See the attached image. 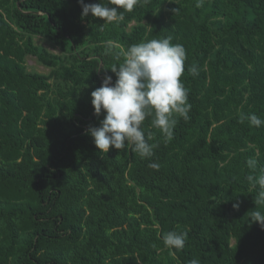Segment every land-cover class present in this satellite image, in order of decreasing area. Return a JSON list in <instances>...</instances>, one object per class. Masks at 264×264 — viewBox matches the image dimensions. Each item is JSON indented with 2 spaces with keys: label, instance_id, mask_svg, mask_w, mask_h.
Returning a JSON list of instances; mask_svg holds the SVG:
<instances>
[{
  "label": "trees",
  "instance_id": "16d2710c",
  "mask_svg": "<svg viewBox=\"0 0 264 264\" xmlns=\"http://www.w3.org/2000/svg\"><path fill=\"white\" fill-rule=\"evenodd\" d=\"M196 2L141 0L104 24L78 0H0V264H264L247 180L264 175V126L239 122L264 119V0ZM165 37L186 50L190 119L170 142L146 119L149 158L100 152L91 92L123 62L105 45ZM169 231L183 249L164 245Z\"/></svg>",
  "mask_w": 264,
  "mask_h": 264
},
{
  "label": "clouds",
  "instance_id": "9594fccd",
  "mask_svg": "<svg viewBox=\"0 0 264 264\" xmlns=\"http://www.w3.org/2000/svg\"><path fill=\"white\" fill-rule=\"evenodd\" d=\"M82 17L91 14L101 18L104 24L119 22L124 19L125 12H132L141 0H107L104 3H84ZM146 3L147 0H144ZM204 0H197L196 6L201 7ZM111 5V6H109ZM101 30L103 24H101ZM171 37L152 39L146 42L130 45L126 50L116 52L119 46L109 41L105 45V55H114L123 62L113 64L110 69L117 79L113 83L112 76L105 75L101 86L91 92V103L94 114L104 118L99 126H89L86 130L93 138L96 148L103 153L110 149L131 150L142 158L153 155V145L149 143L151 133L146 137L143 124L151 118L154 128L160 129L165 142L173 139V130L177 124L176 117L185 121L190 119L191 104L188 102V90L181 77L185 71L187 59L186 50L181 44H173ZM192 76L198 75V68L188 69ZM248 121L252 127L264 126V119L256 113L241 114L240 123ZM249 169L255 170L257 161L249 158ZM149 167L158 170V163H150ZM247 180L259 186L260 191L255 199V205H264V175L247 176ZM238 207V205H234ZM251 221L264 228V212L253 211ZM164 245L171 251L181 250L185 246L186 234L175 231L167 232L163 237ZM190 264H200L193 259Z\"/></svg>",
  "mask_w": 264,
  "mask_h": 264
},
{
  "label": "rangeland",
  "instance_id": "374dc122",
  "mask_svg": "<svg viewBox=\"0 0 264 264\" xmlns=\"http://www.w3.org/2000/svg\"><path fill=\"white\" fill-rule=\"evenodd\" d=\"M38 42L44 44L45 46H47V43L42 41L41 39H38ZM28 64L30 65V67H33L37 71H40V72H45L46 71V69L42 65L36 63L34 61V59H32V58H30L28 60Z\"/></svg>",
  "mask_w": 264,
  "mask_h": 264
}]
</instances>
